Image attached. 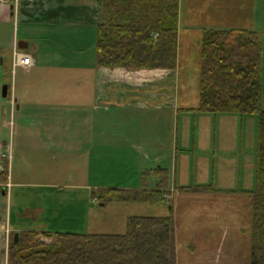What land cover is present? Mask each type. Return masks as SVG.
<instances>
[{
    "label": "crops",
    "instance_id": "1",
    "mask_svg": "<svg viewBox=\"0 0 264 264\" xmlns=\"http://www.w3.org/2000/svg\"><path fill=\"white\" fill-rule=\"evenodd\" d=\"M183 2L185 0H180L179 48L182 47L186 37L196 34L194 19L189 18L186 23L184 22ZM259 3L260 0H206L204 9L201 8V11L192 13V15L197 14V16L203 17L208 23V27L198 26L200 30L202 29L201 31L204 30L198 35L202 37L206 30H236L264 34V11H260ZM102 15V0H10L8 2L0 0V49L4 50L3 54L8 53L10 46H14L16 42L19 43L20 24L24 29L22 37L25 39L22 45L25 47V43L27 44V47L24 48L26 54L31 55L27 51L30 42L25 41L32 37L33 31L43 29L60 35L62 42L71 48L70 51H64L58 45L55 46L57 44L55 40L50 42L52 45L41 41L40 45L35 47L36 56L31 55L33 65L28 69L19 67L22 68L23 74L15 79L12 90L8 87L9 103L0 102V120L5 123L11 109L12 118L14 121L16 119L19 121V133L13 136V141L7 151L4 149L6 142L0 140V153L8 155L9 152L12 157V169L9 177L11 186L6 187V183L0 182V264H8L9 236L7 231L10 233L24 231L51 233L54 229L53 221L59 218L61 213V211L47 208L42 203L33 205L28 201L29 198L26 200L20 192L21 188L28 185L24 178L29 176L32 177L31 179H39L40 182L32 184L34 188L51 187L54 189L52 195L59 197L63 194V190H70L77 186L73 184L72 179H78L79 174L81 178L82 173L79 172V167L83 166L80 164L87 156L92 152L95 153L96 150H99V155L102 149L117 148L116 142L121 139L122 142L130 143V145L122 146V149L129 153L132 163L129 169L134 167L137 171L136 176L139 179L136 182L140 184L130 186L131 189H127L129 187L121 189L125 191H167L169 202L164 203L169 205L170 212L175 217L176 242L178 225L184 224L185 221L182 222L178 218L175 211L177 204L175 203L174 206L170 204L171 199L174 200V196L171 194H175L176 188H178V193L182 191L192 193L187 199L190 206L194 205L196 194L202 198H208V186L218 192L234 191L235 163L232 159L222 156L218 158L219 155L215 151L218 149V137L214 136L213 141L210 134H208V150L213 149L214 161L210 159L208 153L203 156V177L199 176L196 186H193L195 184L188 185L184 181L182 184L178 183L177 174L181 160L189 166L186 159H190L187 154L189 149H196V145L202 147L200 145L202 140H198L197 137H195L197 143L192 138L191 141L194 145L190 141L187 148H180L178 142L176 145L173 143L170 146L175 163L174 187H171V178H168L167 182L160 183V179H157L155 174L150 176V172L155 173L156 170L162 169L163 158L166 156V145L159 147L155 146L158 145L157 142L150 144L146 129L148 118L153 114L152 112L161 111L163 107L172 109L175 101L177 109H180L176 95L177 69L129 71L124 68H109L96 64V68L85 70L86 68L82 67V56H80L84 47L85 30L99 25ZM45 37V35H41V38ZM9 54L11 59L8 63H5L6 59L0 57V64L13 70L11 50ZM94 54H96V50H94ZM68 60L79 62L80 67L67 66L64 68L66 65L54 64ZM160 88H166V92L160 91ZM86 92L93 95L91 106L94 105L97 111L100 108L109 110L114 116L117 128H114V132L111 130L103 132L104 136H102L104 143L108 144L98 145L95 143L94 131L96 127L105 122H94V119L91 121L87 117L77 116V112L85 107ZM128 113L142 114L130 125L132 131L130 136L123 133L124 129H128L130 132L129 124L117 118V115H127ZM211 115H215L213 119L216 127L220 118L234 114ZM64 117H71V120L62 128L60 120ZM157 117H159L158 114ZM77 118H80L81 127L84 129L92 127L94 124L93 140L84 132L81 134L69 132L68 126L73 124ZM211 124L208 122V127ZM106 138L108 142H106ZM118 138L120 139L118 140ZM160 139L159 137L158 140ZM100 140L102 141L101 137ZM202 149L205 150V148ZM70 159L75 160L70 162ZM212 162L214 166H210ZM229 184L233 186H229ZM200 187H204L202 189L205 190L202 192L193 191L194 188ZM4 189L8 194L7 199H4L2 194ZM1 200H3L2 203ZM49 201L50 206H53L54 201L52 199ZM64 202L68 201L60 199L58 203L62 207ZM13 208L15 209L14 217L12 215ZM2 241L5 243V247L3 246L5 249L1 245ZM191 250L193 253L190 256L187 253L181 255V249L177 242V264H194L195 246L191 247Z\"/></svg>",
    "mask_w": 264,
    "mask_h": 264
},
{
    "label": "rangeland",
    "instance_id": "2",
    "mask_svg": "<svg viewBox=\"0 0 264 264\" xmlns=\"http://www.w3.org/2000/svg\"><path fill=\"white\" fill-rule=\"evenodd\" d=\"M206 0H185L183 2L182 11L184 14V22L189 18L194 19L196 30L192 37H186L183 45L179 48L178 69L176 70V79L178 76L177 85V109L176 101L173 108L163 107L161 111L152 112L148 118L147 138L150 144L166 145V156L163 158L162 171L158 173L150 172V176L156 175V178L167 182L171 178V187L175 186V163L171 155L170 146L178 142L180 148H187L189 142L195 137L202 140L200 145L195 149H189L187 163L180 161L178 171V183L187 182L188 185L195 184L202 175V158L208 153L210 159L213 160V149L208 150V134L218 137L217 150L218 158L222 156L226 159H232L235 163L236 178H234V191L218 192L216 189L208 193V200L196 194L194 205L189 204L188 197L192 194L188 191L178 193V188L175 190L174 200L171 199L170 204L174 206L180 221L184 224L178 225V239L181 255L187 253L189 256L193 251L191 247L195 246L194 264H251L252 250V203L247 195L248 190L255 189V175L258 165V138H259V119L257 115L239 116L226 115L225 118H220L215 127V115L204 114L198 111L199 107V81L200 70L202 65L201 60V34L203 31L199 27H208L203 17L193 14V12L204 9ZM202 9V11H203ZM260 11H264V0H260ZM186 18V19H185ZM200 18V19H199ZM208 19V17H205ZM199 26V27H198ZM22 24L19 25V41L24 42L22 37ZM32 31V28H31ZM46 37L43 39L41 35ZM56 37V38H53ZM259 43L261 49L260 58V80L262 84V109L264 110V34H259ZM50 40V41H48ZM55 40V46H59L62 50L70 51L71 48L62 42L60 35L48 32L47 29L33 31L32 37L25 42H30V47L27 49L32 56H36L35 47L40 45L41 41L50 44ZM52 45V44H50ZM16 46L18 43L16 42ZM97 46L96 27H89L85 30L82 67L87 69L96 68L97 52L94 54ZM52 47V46H50ZM12 51L14 46L9 47ZM5 52L1 58L6 59L5 63L11 59V55ZM55 65H66L80 67V63L73 60L66 62L54 63ZM23 74L22 68H18L13 72L12 68H5L0 64V102L9 103V96L4 97L2 94L3 88H14V77L19 78ZM136 80V79H135ZM176 86V82H175ZM166 89V88H165ZM164 88L161 89L166 92ZM175 95V94H174ZM93 95L86 92L84 99V109L77 112L79 117H87L94 122H105L103 125L96 127L94 131L98 145L104 143L103 132L112 131L117 128L114 123L113 115L109 110L102 108L97 111L95 106H91ZM176 99V98H175ZM86 108V109H85ZM188 109V110H186ZM8 112V118L5 123L0 120V140L6 142V151L13 141V136L19 133V121L12 118ZM10 113V114H9ZM157 114L159 117H157ZM225 115V114H224ZM142 114L128 113L127 115H117L118 120H121L130 125L133 124L136 118ZM144 117V116H143ZM209 117V118H208ZM71 117L62 118V128L65 127ZM208 122L212 123L208 127ZM93 127H81L80 118L68 126L70 133L89 135L90 139H94ZM123 133L130 136L128 129H124ZM102 138V141L100 140ZM159 137L161 138L160 140ZM120 138H118L119 140ZM108 142L107 138L105 139ZM197 143V139L194 140ZM193 143V141H191ZM117 148L96 150L84 159V162L79 167V172L82 176L78 179H72L73 184L77 186L70 190H63V194L55 197L54 189L34 188L33 183L40 182L39 179H31L27 176L24 181L28 183L21 188L20 192L25 196V199L37 205L45 204L47 208L61 211L59 218L53 221V233L55 232H74V233H108V234H124L127 230V223L130 217L135 216H168L170 215L169 205L166 203L152 204L146 201H125L120 197L117 199H108L104 202L99 198L104 189H131L139 177L136 176L137 171L133 168L131 157L122 146L130 145V143L122 142V139L116 142ZM194 145V143H193ZM202 148H205L203 150ZM3 149V151H4ZM92 151V150H91ZM8 154H10L8 152ZM98 155V156H97ZM200 157V158H199ZM195 158V159H194ZM75 159H70L74 162ZM12 157L9 158V173L12 169ZM130 162V163H129ZM216 162V161H215ZM69 163V162H68ZM129 163V164H127ZM11 164V166H10ZM213 162L210 163V166ZM73 166V165H72ZM77 168V167H76ZM77 171V170H76ZM154 172V171H153ZM39 178V176H36ZM231 179V178H230ZM140 185V184H139ZM232 184H229L231 186ZM233 186V185H232ZM94 187V188H93ZM244 190V191H243ZM59 193V192H58ZM4 199L8 198L6 190H3ZM124 197V196H123ZM198 200L196 201V198ZM49 199L54 201L53 206H50ZM60 199L67 200L64 205L58 203ZM121 200V201H118ZM3 200H1V203ZM28 203V202H27ZM12 215L14 217V211ZM208 214H207V213ZM55 217V216H54ZM53 220V219H52ZM10 221V207H9ZM33 226V224H32ZM36 226V225H35ZM37 228V227H36ZM59 228V229H56ZM51 232V233H52ZM2 247H5L2 241ZM3 247V248H4ZM5 249V248H4Z\"/></svg>",
    "mask_w": 264,
    "mask_h": 264
},
{
    "label": "trees",
    "instance_id": "3",
    "mask_svg": "<svg viewBox=\"0 0 264 264\" xmlns=\"http://www.w3.org/2000/svg\"><path fill=\"white\" fill-rule=\"evenodd\" d=\"M102 1V21L96 26L97 66L129 71L178 69L180 0ZM259 38L256 32L236 30H206L202 34L197 109L208 114L257 115L259 119L256 185L247 191L252 203L251 264H264V110ZM3 52L0 49V57ZM4 165L1 183L8 180L9 163ZM202 188L190 189L202 192ZM213 191L208 186V193ZM101 194L102 202L121 196V200L152 204L166 202L169 195L167 191L116 188L104 189ZM14 235H10L8 264H177L172 212L168 216L130 217L124 234L24 231L19 233L18 242ZM41 236L54 240L47 244L40 241Z\"/></svg>",
    "mask_w": 264,
    "mask_h": 264
},
{
    "label": "built area",
    "instance_id": "4",
    "mask_svg": "<svg viewBox=\"0 0 264 264\" xmlns=\"http://www.w3.org/2000/svg\"><path fill=\"white\" fill-rule=\"evenodd\" d=\"M14 65L28 67L31 65V57L15 50L14 51ZM0 170H3V167L1 165H0Z\"/></svg>",
    "mask_w": 264,
    "mask_h": 264
},
{
    "label": "water",
    "instance_id": "5",
    "mask_svg": "<svg viewBox=\"0 0 264 264\" xmlns=\"http://www.w3.org/2000/svg\"><path fill=\"white\" fill-rule=\"evenodd\" d=\"M19 46H20L21 49H24V48L27 47V44L25 43V47H23L22 42H20V45ZM3 96L4 97L7 96V87L6 86L3 88ZM14 238H15V242H18V240H19V233H16L15 236H14Z\"/></svg>",
    "mask_w": 264,
    "mask_h": 264
}]
</instances>
